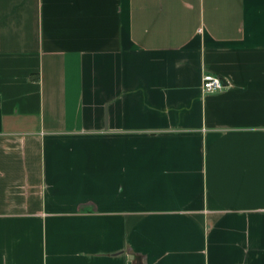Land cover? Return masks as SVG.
<instances>
[{
	"label": "crops",
	"instance_id": "1",
	"mask_svg": "<svg viewBox=\"0 0 264 264\" xmlns=\"http://www.w3.org/2000/svg\"><path fill=\"white\" fill-rule=\"evenodd\" d=\"M0 264H264V0H0Z\"/></svg>",
	"mask_w": 264,
	"mask_h": 264
},
{
	"label": "built area",
	"instance_id": "2",
	"mask_svg": "<svg viewBox=\"0 0 264 264\" xmlns=\"http://www.w3.org/2000/svg\"><path fill=\"white\" fill-rule=\"evenodd\" d=\"M228 81L218 74L205 72L202 75L201 88L205 93H212L225 89Z\"/></svg>",
	"mask_w": 264,
	"mask_h": 264
}]
</instances>
